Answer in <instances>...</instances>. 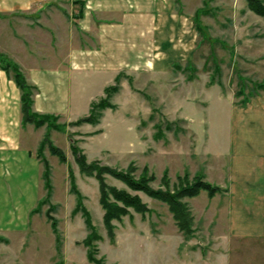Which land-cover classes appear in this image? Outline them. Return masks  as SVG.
<instances>
[{"label": "rangeland", "instance_id": "obj_1", "mask_svg": "<svg viewBox=\"0 0 264 264\" xmlns=\"http://www.w3.org/2000/svg\"><path fill=\"white\" fill-rule=\"evenodd\" d=\"M166 11L172 16L168 36L178 51L172 62L159 70L140 71L129 80L124 74L118 92L110 98L114 109H105L97 125L57 119L55 123L64 125L67 133L50 130V139L65 153L67 163H60L43 147L51 195L26 220L20 216L15 225L0 224V237L7 240L0 241V264H92L81 244L87 235L83 218L72 214L75 196L69 191L68 168L101 237L94 243V255L104 264H264V241L228 240L221 236L223 226L210 224L212 201L206 191L183 199L193 216V236L178 231L166 205L139 194L150 212L141 216L131 211L120 222L114 221L115 238L110 242L97 182L80 173L71 153L74 141L88 162L96 160L119 170L132 163L135 177L146 168L155 177L149 184L153 189H164V174L173 188L179 176L203 178L206 163L229 157L231 104L264 95V89L258 88L264 83V22L247 9L245 0H166ZM99 74L93 68L72 73L79 82L71 86L72 100L81 105L77 116L84 115L90 99L98 102L105 97V93L100 96L101 87L108 82ZM239 91L243 96L237 95ZM46 131L31 127L36 154ZM41 170L42 174V164ZM105 178L107 184L124 188ZM46 195L43 185L41 199ZM5 197L0 190V216L5 213ZM47 213L57 220L60 255Z\"/></svg>", "mask_w": 264, "mask_h": 264}, {"label": "crops", "instance_id": "obj_2", "mask_svg": "<svg viewBox=\"0 0 264 264\" xmlns=\"http://www.w3.org/2000/svg\"><path fill=\"white\" fill-rule=\"evenodd\" d=\"M171 18L166 0H0V54L31 85L32 110L66 123L87 116L94 100L76 115L73 72L97 70L108 82L102 96L119 73L132 79L171 63L178 52L168 36ZM252 97L245 106L231 104L229 157L206 163L205 180L223 190L210 199V224L223 226L228 240L264 241V95ZM21 119L20 90L0 70L3 226L26 220L43 189L33 125L22 126Z\"/></svg>", "mask_w": 264, "mask_h": 264}, {"label": "trees", "instance_id": "obj_3", "mask_svg": "<svg viewBox=\"0 0 264 264\" xmlns=\"http://www.w3.org/2000/svg\"><path fill=\"white\" fill-rule=\"evenodd\" d=\"M247 9L260 17L264 22V0H245ZM80 3V2H78ZM83 5V4H82ZM0 70L7 74V77L15 83L20 90V110H21V123L22 126L27 124L33 125L34 128H40L45 126L47 131L44 134L39 151L36 154L37 159L42 164L43 172L41 174L44 189L47 191L45 199H41L38 202V206L45 204L52 190L50 182V167L47 160L42 155L43 147H46L49 154L55 156L60 163L66 164L67 158L65 153L55 146L50 139V130L57 132L67 133L65 126L56 124L58 116L48 114H38L31 108L32 105V87L27 83L23 74L21 73L19 66L12 63L3 55L0 54ZM123 73H119L114 81V84L104 89L105 97L98 102H92L89 110V115L83 117L74 125L89 124L97 125L102 117V112L105 109H114V105L110 103V98L118 92L121 77ZM129 80V78H128ZM258 88L264 89V83L259 84ZM239 96H243V92L239 91ZM248 102V99H243L240 103L242 106ZM72 155L81 174L95 179L98 185V203L103 211L102 223L106 230V234L110 242L115 238V226L114 221L120 222L124 217L130 216L131 211L145 216L150 212L147 204L142 201L139 194H143L146 197L158 201L167 206L169 213L172 215V219L178 231L185 237L193 236V216L190 212L188 205L183 202V199L195 198L199 196L201 191H206L209 198L214 197L217 193L223 190L218 186H215L204 180L202 177H195L190 180L188 174H184L183 177H178L177 184L170 187L169 179L166 174L162 177L161 186L164 189H153L151 184L155 177L148 174V169L144 168L139 177H135L136 168L130 163L124 170H119L109 166L102 165L99 161L88 162L83 151L76 146L73 141L70 146ZM106 176L120 182L124 188H118L113 185H109L106 182ZM69 179V191L75 196V206L72 214H80L83 218L84 225L87 230L86 237L82 240L81 244L87 249L86 259L92 264H104L101 258L95 257L96 247L94 243L101 240L96 226L93 224L92 216L83 204V196L79 192L75 176L73 171L68 168ZM38 208L31 210V213L37 212ZM47 221L50 224V228L55 236L56 251L60 255V246L62 241L57 229V220L54 219L49 213L46 214ZM0 241L7 243V240L0 237ZM94 249V251L92 250Z\"/></svg>", "mask_w": 264, "mask_h": 264}]
</instances>
